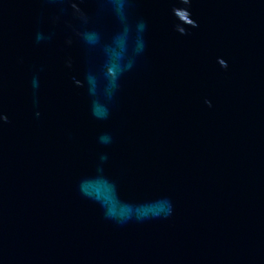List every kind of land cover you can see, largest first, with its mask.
I'll use <instances>...</instances> for the list:
<instances>
[{
  "label": "water",
  "instance_id": "water-1",
  "mask_svg": "<svg viewBox=\"0 0 264 264\" xmlns=\"http://www.w3.org/2000/svg\"><path fill=\"white\" fill-rule=\"evenodd\" d=\"M0 264H264V0H0Z\"/></svg>",
  "mask_w": 264,
  "mask_h": 264
}]
</instances>
